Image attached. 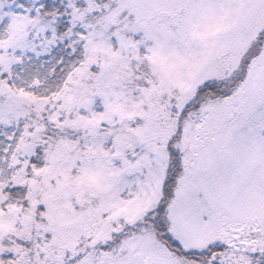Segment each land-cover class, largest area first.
I'll use <instances>...</instances> for the list:
<instances>
[{
  "label": "snow or ice",
  "instance_id": "1",
  "mask_svg": "<svg viewBox=\"0 0 264 264\" xmlns=\"http://www.w3.org/2000/svg\"><path fill=\"white\" fill-rule=\"evenodd\" d=\"M0 264H264V0H0Z\"/></svg>",
  "mask_w": 264,
  "mask_h": 264
}]
</instances>
